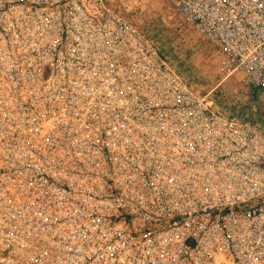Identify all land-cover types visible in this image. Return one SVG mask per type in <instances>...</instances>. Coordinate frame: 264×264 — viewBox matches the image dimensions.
<instances>
[{"label": "built area", "instance_id": "1", "mask_svg": "<svg viewBox=\"0 0 264 264\" xmlns=\"http://www.w3.org/2000/svg\"><path fill=\"white\" fill-rule=\"evenodd\" d=\"M173 3L264 89V0ZM0 264H264V125L114 0H0Z\"/></svg>", "mask_w": 264, "mask_h": 264}, {"label": "rangeland", "instance_id": "2", "mask_svg": "<svg viewBox=\"0 0 264 264\" xmlns=\"http://www.w3.org/2000/svg\"><path fill=\"white\" fill-rule=\"evenodd\" d=\"M114 4L154 41L178 71L202 92L209 91L220 111L264 125V89L220 72L221 55L189 23L173 0H114Z\"/></svg>", "mask_w": 264, "mask_h": 264}]
</instances>
